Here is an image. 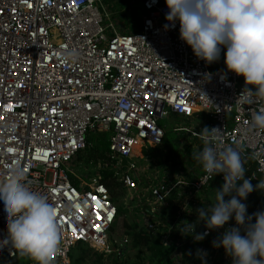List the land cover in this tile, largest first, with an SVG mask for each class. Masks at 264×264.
<instances>
[{
	"label": "built area",
	"instance_id": "obj_1",
	"mask_svg": "<svg viewBox=\"0 0 264 264\" xmlns=\"http://www.w3.org/2000/svg\"><path fill=\"white\" fill-rule=\"evenodd\" d=\"M142 9L140 30L122 34L117 11L104 0H0V178L24 169L27 186L57 208L60 245L52 264H70L77 244L104 251L119 217L117 205L102 178L87 184L72 167L89 138L105 134L115 175L133 188L141 230L160 237L176 264H233L213 241L235 227V219L210 232L198 222V210L215 202L223 174L210 178L188 167L187 174L181 168L172 173L164 164L152 175L147 158L162 153L163 120L197 119L221 130L222 147L239 149L245 178H255V189L264 170L250 155L264 147V134L246 129L258 106L240 99L245 79L227 69L226 48L208 64L180 38L179 21L166 19V3L143 0ZM72 48L80 57L65 62L63 54ZM174 132L199 138L188 128ZM242 202L247 212L252 206L251 214L262 211L264 190ZM185 221L205 238L183 234ZM7 235L0 211V259L16 260L20 254L4 243Z\"/></svg>",
	"mask_w": 264,
	"mask_h": 264
},
{
	"label": "clouds",
	"instance_id": "obj_2",
	"mask_svg": "<svg viewBox=\"0 0 264 264\" xmlns=\"http://www.w3.org/2000/svg\"><path fill=\"white\" fill-rule=\"evenodd\" d=\"M166 4V19L173 24L179 21L180 38L197 58L211 64L226 48L227 69L245 79L240 99L258 106L246 133L264 134V0H166ZM79 57L76 48L63 54L65 62L75 63ZM198 135L203 147L193 159L207 177L223 174L225 181L216 190L215 202L198 210V222L203 221L210 232L234 218L236 226L225 230L213 247H223L233 264H264V211L248 215L242 202L254 190H264V179L254 189L251 179L255 178H245L239 149L221 146L219 128L204 127ZM250 158L264 170V147L254 150ZM0 211L8 230L4 243L36 264H52L60 245L58 210L48 196L27 186L24 169L15 167L0 178ZM182 225L181 232H193L196 241L207 235L196 234L195 224L185 221Z\"/></svg>",
	"mask_w": 264,
	"mask_h": 264
},
{
	"label": "rangeland",
	"instance_id": "obj_3",
	"mask_svg": "<svg viewBox=\"0 0 264 264\" xmlns=\"http://www.w3.org/2000/svg\"><path fill=\"white\" fill-rule=\"evenodd\" d=\"M106 1H110V0H106ZM133 1L134 0L131 1L129 9L126 12V17H128V19L130 20L128 31L136 29L139 26H141L143 17L145 15V10L142 9V3L139 1L137 2L135 1L133 2ZM123 11L124 8H122L119 12L123 13ZM161 125L165 127L167 131L170 133L171 139L178 138L179 133L174 132L175 127L188 128L191 129L193 132L200 133L202 129L200 127L204 126V124L200 123V120L197 119L187 120L184 118H170V120L167 121L163 120L161 122ZM188 142L194 143L193 153L198 152L200 150V147L197 144H195L193 140H189ZM188 142L187 144H189ZM185 143H186L185 140H182L181 142L177 141V143H175V148L180 153V157L182 158V159L178 158V161L184 162V163H180L181 166L184 165L185 167L195 170V166L192 167L189 164L186 165L185 162H187L189 158L185 153L180 152V149H182ZM90 151L92 152L93 150L90 149ZM168 155H169L168 151L167 153L154 152L152 157L147 158L148 162L151 164L150 174L153 175L157 171L160 172L159 167L164 166V164L167 163L166 156ZM82 158L83 159L80 161L73 162L72 170L77 175L81 176L82 181L87 184H90L92 180L99 181V178H102L101 172L107 169L104 159H99L95 163V159L93 158V155L89 152L85 153L82 156ZM153 160H155V162ZM70 177L71 179H74L72 176ZM116 203L118 204V206H123L125 211L124 214L118 217L115 225L113 226L104 251L95 250L91 246L86 244H77L76 246H74V248H72L69 254L70 264H114L113 261L114 258H111V256L113 255H117L118 258H120V262L128 261L133 263V261L139 254L140 250L144 254L143 255L144 258L148 256L149 252H146L147 251L146 249L144 250V248L142 249L139 248L135 250L133 248V242H132L133 238L131 235L132 233L136 231H140L142 229L140 224L138 223L139 222L138 213L133 212V188H127L125 190V193L118 198ZM249 210L250 211L252 210V206L249 207ZM126 239L130 242L129 245L125 243ZM146 261H148V259ZM146 261L145 264H147ZM31 263H32L31 260L21 255L16 260H12L10 264H31Z\"/></svg>",
	"mask_w": 264,
	"mask_h": 264
},
{
	"label": "trees",
	"instance_id": "obj_4",
	"mask_svg": "<svg viewBox=\"0 0 264 264\" xmlns=\"http://www.w3.org/2000/svg\"><path fill=\"white\" fill-rule=\"evenodd\" d=\"M132 0H110L106 1L105 3L108 6L109 9L112 11H117V14L115 15L116 19L119 20V31L122 32V34H127V33H136L140 30L139 26L136 29L128 31V26L130 25V20L128 17H126V12L129 9V6L131 4ZM135 2L139 1L142 3L143 0H134ZM133 1V2H134ZM162 3H166V0H160ZM122 8H124L123 13L119 12ZM119 10V11H118ZM124 14V15H123ZM123 15V16H122ZM252 87V86H249ZM177 118V117H173ZM177 133V132H176ZM185 140L186 143L184 144V153L188 156L187 164L191 166H195V172L199 173L200 170L202 169V166L193 159V147L194 143L193 142H188L189 140H193L195 144H197L200 147V150L203 147V142L200 140V138L193 136L191 133H186V132H181L178 134V138L176 139H171L170 133L166 129V135L163 141V145L161 148L162 153L167 151L169 152V155L166 156V162L165 163V168L169 169L172 173L178 172L179 168L183 169L186 174H187V169L184 165H180L178 161V158L180 157V153L176 150L175 148V143L177 141H182ZM187 142L189 144H187ZM90 149L93 151L91 152ZM91 153L93 155V158L95 159V163L99 159H104L105 165L107 169L103 170L101 172L102 179L100 180V183L103 184L110 192L111 197L113 202L117 205L118 208V216L120 217L122 214H124V207L123 206H118L116 203L118 198L121 197L124 193L125 190L127 189L123 182L119 180V178L115 175V171L113 169V165L116 163L115 159L110 155V148H109V140L108 136L105 134H100L99 136L89 138L88 140V147L86 150L83 152H80L77 157L76 161L82 160V156L85 153ZM153 152H151V157L153 156ZM158 152V150H157ZM171 162V165H168V163ZM184 163V162H183ZM110 168V169H109ZM72 183L75 184L77 187H80L78 184L77 180L72 179ZM262 211H264V206L262 207ZM248 215H252L251 212H247ZM253 223L255 222V218H253ZM244 233L242 232V235ZM132 242H133V248L139 249V248H144L146 249V252L148 253V256L146 258L143 257V253L141 250L139 251V254L133 261L131 262H120V258H118L117 255L111 256V258H114V264H145V261L148 259L147 264H176L173 256H172V250L165 247L161 241L160 237H151L149 234H147L145 231H136L132 233ZM21 256V255H20ZM26 257V256H25ZM27 258V257H26ZM146 259V260H145Z\"/></svg>",
	"mask_w": 264,
	"mask_h": 264
},
{
	"label": "crops",
	"instance_id": "obj_5",
	"mask_svg": "<svg viewBox=\"0 0 264 264\" xmlns=\"http://www.w3.org/2000/svg\"><path fill=\"white\" fill-rule=\"evenodd\" d=\"M204 127H206V126H203V127H200V128L203 129ZM202 129H201V130H202ZM19 257H20V256H19ZM19 257H18V258H19ZM11 262H12V261H9V260L6 259L5 257H2V258L0 259V264H1V263H4V264H10Z\"/></svg>",
	"mask_w": 264,
	"mask_h": 264
},
{
	"label": "water",
	"instance_id": "obj_6",
	"mask_svg": "<svg viewBox=\"0 0 264 264\" xmlns=\"http://www.w3.org/2000/svg\"><path fill=\"white\" fill-rule=\"evenodd\" d=\"M120 160H121V165L123 167H128L129 166L126 158L121 157Z\"/></svg>",
	"mask_w": 264,
	"mask_h": 264
}]
</instances>
